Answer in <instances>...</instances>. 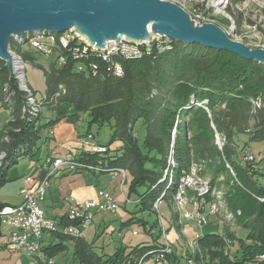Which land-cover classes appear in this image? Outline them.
<instances>
[{"label": "trees", "instance_id": "1", "mask_svg": "<svg viewBox=\"0 0 264 264\" xmlns=\"http://www.w3.org/2000/svg\"><path fill=\"white\" fill-rule=\"evenodd\" d=\"M231 1L226 12L239 22L233 5L246 0ZM60 36H53L56 42ZM76 45L73 41L69 48ZM135 48V54H113L108 60L107 53L89 50L85 56L74 57L66 48L56 49L57 57L48 68L37 65L45 76L46 96L39 103L36 100L33 108L30 93L0 59V108L9 112V121L0 131V158L4 156L0 160V190L22 158L37 161L34 157L43 137L51 135L59 121L76 124L86 114V134H94V126L110 129L109 144L101 145L103 154L110 156L80 152L79 161L125 170L131 179L127 200L137 196L138 212H152L156 203L174 199L182 178L193 166L198 167L195 164L205 162L204 171L200 167L202 178L208 172L213 179L228 176L227 203L230 212L239 213L238 222L246 234L204 233L196 241L197 252L186 253V260L193 258L195 264H264V159L258 164H241L237 143L242 135L249 143H264V64L168 38ZM11 50L25 63L38 59L37 51L24 52L15 40ZM59 55L66 56L64 64H59ZM79 63L84 70L76 69ZM137 131L142 132V139ZM216 136L221 138L222 148ZM116 141L122 145L114 156L109 147ZM171 155L174 166L169 164ZM210 185L212 193L205 202H213L217 191L213 180ZM4 206L0 202V209ZM137 223L150 236H155L154 228L159 229L158 223L135 216L123 224ZM62 224H67L66 217ZM158 235L152 243L119 247L112 255L99 256L83 238L56 234L41 252L47 261L53 260L72 244L73 257L82 264H145L162 255L168 264H179L171 249L159 245L161 228Z\"/></svg>", "mask_w": 264, "mask_h": 264}, {"label": "rangeland", "instance_id": "2", "mask_svg": "<svg viewBox=\"0 0 264 264\" xmlns=\"http://www.w3.org/2000/svg\"><path fill=\"white\" fill-rule=\"evenodd\" d=\"M163 2L174 4L175 6L183 9L190 17L191 22L193 25L197 26H208V25H215L231 39L239 44H242L248 47L251 50H264V0H246L244 2H233L234 11L237 17L239 18V22H235V18L231 17L227 12L226 8L230 4L231 0H161ZM232 2V1H231ZM229 21L230 23H226ZM76 32L75 29L70 30L61 35L59 38V42H56L54 39V35L50 34H38L33 38H38L39 41L43 43H52L55 42V47L64 48V36L69 35L68 33ZM155 33V32H153ZM151 33L150 35H152ZM115 38V37H113ZM164 38V37H163ZM158 34H153L151 41L157 39H163ZM116 39V38H115ZM30 41V38H27L26 41ZM121 40V39H120ZM16 41V40H15ZM20 44H22V40H17ZM114 42L113 44L123 45L126 47L127 52L131 54H135L138 50L135 48L136 46L145 45V43L140 44L138 42L132 41L129 38H123L121 41L116 42L115 40H107V43ZM135 42V43H133ZM137 43V44H136ZM112 46H115L113 45ZM22 49L24 52H36L37 50H32L27 44H22ZM16 54V53H15ZM38 59L35 60V63L30 62H23L24 63V85L30 86L29 88L35 92V97L39 102L46 96V82L45 76L42 70H40L37 65H42L48 68V65L53 59H56L57 53L56 49L49 52L48 54L42 53L41 51L38 52ZM17 55V54H16ZM18 56V55H17ZM76 69L78 71H82L85 69V66L82 63L77 64ZM256 106H260L261 104L257 102L255 103ZM207 109V108H206ZM43 117L46 115L47 110L43 111ZM51 116H53L51 114ZM88 115L83 114L81 120L73 124L76 132L78 133V137L83 135L87 129V117ZM9 112L6 110H0V120L2 122L9 121ZM44 121V120H43ZM60 122H67V120L63 119ZM97 140L102 142L107 146L110 141V134L111 131L109 128H98L94 126L92 128ZM137 135L140 139H142V132L137 131ZM51 135H46L44 138H49ZM52 138V136H51ZM221 142V141H219ZM101 143V144H102ZM217 143V142H216ZM238 143V161L241 164H245L248 162L247 156L250 161L254 164L260 163L262 159H264V143H249L248 137L242 135L237 138ZM41 147V145H40ZM49 157V156H48ZM39 163L45 162L47 158V154H43L41 150L36 157H34ZM254 158V160L252 159ZM34 159V160H35ZM173 156L171 155L169 158V164L171 166L175 165L172 163ZM198 165V174L199 177L200 171L202 167V171H204L206 164L205 162L195 164ZM264 165V163H263ZM28 166V159L26 157L22 158L18 165H16L13 169H11L9 176L13 178L9 184L3 187L0 190L1 197L4 200H9L10 202H18L19 199V191L20 185L22 184L21 178L27 171ZM208 172V170H207ZM81 177L77 181V184H82L83 186H96V188L106 187L107 183L109 184L111 176L110 175H102L96 176L90 171H82ZM99 175V174H98ZM207 177H204L202 180L207 181L210 183V180L214 181L215 190L213 195L220 194L222 196L220 203V211L218 210L217 213L211 214L209 213L208 209L203 211L205 220L207 225H203L199 227L196 223L186 220L185 219V207L180 208L176 197L174 199H170L167 201H160L156 203L154 206V211L152 212H138L136 209V202L134 201L137 196L132 195L131 203L126 204L127 210L133 212L136 218L138 219H145L146 222L149 221L150 223H158L159 229L162 230L161 239L159 245L164 242V237L171 242H173L172 250L173 253L176 255L177 261L179 264H187V262L192 261L195 264L193 258H189L186 260V253L194 254L197 252V239L204 233L209 231H217L219 233L228 231L232 234H235L239 237H244L246 232H243L242 227L239 224V213L235 214L230 212L229 205L227 203L228 199L226 198L225 194L228 192L227 187V180L228 176L225 174L223 176L219 175V178H212L210 177V173L206 174ZM104 177V178H102ZM198 177V176H197ZM131 184V179L127 174L125 176H121V184L116 187L115 194L119 195L121 189H124L125 193H128V189ZM115 186V184H114ZM211 187V185H210ZM98 192L97 197L95 200H88V201H79L77 199H72L68 211L72 209V207L77 203H91V201H96L98 203H103L105 200L102 196H100ZM177 195V194H176ZM217 195V196H218ZM188 200L191 201V193L187 196ZM215 199V198H214ZM218 201V199H217ZM191 205V204H190ZM120 206V205H119ZM125 206V205H122ZM43 210V209H42ZM44 211V210H43ZM93 211V219L90 225L85 229L84 238L87 242L92 244L93 252L99 256L103 255H112L115 251L120 247H128L132 248L135 246H142L148 243H152V239L154 237L159 236V229L154 228L153 234L155 236H150L149 234L145 233L144 227L141 226L139 223L133 224L132 226H126L121 223L120 218L115 213L109 211H97L95 209ZM45 212V211H44ZM68 213V212H67ZM67 215V214H66ZM48 217V216H47ZM134 231L138 232V235H133ZM68 251L62 254H59L55 257L52 261L54 264H82L79 260L74 259L73 257V246L68 244ZM235 248H232L234 252ZM30 255L24 254L20 259V264H36L35 261L39 259H34L36 257H29ZM190 260V261H189ZM264 260V259H261ZM46 264L47 259L46 257L42 258V262L37 264ZM0 264H15L13 259H2ZM84 264V263H83ZM145 264H157L154 261L146 262ZM163 264V263H162ZM164 264H168V262H164Z\"/></svg>", "mask_w": 264, "mask_h": 264}, {"label": "water", "instance_id": "3", "mask_svg": "<svg viewBox=\"0 0 264 264\" xmlns=\"http://www.w3.org/2000/svg\"><path fill=\"white\" fill-rule=\"evenodd\" d=\"M148 21L154 22L157 32L153 34L161 38L199 43L264 64V50H251L232 41L215 25L193 30L173 17L159 0H0V59L15 75L11 43L17 38L75 29L91 47L102 49L108 44L104 45L105 35L107 40L119 42L111 32L135 35ZM153 34L141 43L150 44Z\"/></svg>", "mask_w": 264, "mask_h": 264}, {"label": "built area", "instance_id": "4", "mask_svg": "<svg viewBox=\"0 0 264 264\" xmlns=\"http://www.w3.org/2000/svg\"><path fill=\"white\" fill-rule=\"evenodd\" d=\"M69 35L64 36V49H68L70 54L74 57L85 56L89 50L107 53V60L113 54L127 52L126 47L123 45L113 44L114 42L108 43L105 48L97 49L91 47L88 41L81 36L77 31L69 32ZM76 41V46L69 48L71 42ZM115 45V46H112ZM30 49L37 50L48 54L55 47V42L43 43L42 41H36L27 44ZM137 47V46H136ZM59 64L66 62L65 55H59ZM257 104V102H256ZM54 129H52V138L43 137V143L37 153L41 150L43 154L49 153L50 144L53 140ZM52 139V140H50ZM47 141V142H45ZM79 147L76 150H70L68 153L62 155L61 160L54 164L53 169H39V162L36 161L33 165L32 171L24 177V187L21 189L20 194L23 197L21 204L16 206L6 205L0 209V223L1 226L11 229L9 236V242L7 244L8 250L12 253L26 254L28 256V249H36L38 256L41 253L43 245V239L45 235L52 239L56 234H64L65 236H71L74 238H82L85 234V229L90 225L93 219V209L97 211H109L117 214L120 206L118 201L107 191H100V196L104 198L103 203L91 201V203H79L77 202L70 211H67L66 221L67 224H62V221L55 218L47 217L46 213L42 210L41 204L46 199V191L50 186V179L61 173H77L82 171H90L97 174V170H107V174L123 175L127 173L122 169H113L110 167H101L99 163H83L79 161L80 152L94 153V146L103 145L101 144L95 134L85 133L79 136ZM101 156H110V154H100ZM247 160L250 161L249 156ZM195 176L190 180V183L184 188V192L179 194L180 205H185V219L196 223L199 227L207 225L203 211L208 209L209 213L214 214L213 205L211 201L200 203V193H203L205 189L204 185L200 184ZM34 183L35 187L31 188L30 184ZM191 193V201L188 200L187 196ZM126 203H130L125 199ZM191 204V205H190ZM134 235H138V232H134ZM163 236V235H162ZM163 245H167L172 248L173 242L164 237ZM173 249V248H172ZM171 249V250H172ZM31 257V256H29ZM151 261L157 264H164L167 259H160V256H156ZM190 261V260H189ZM47 264H54L52 260L47 261ZM189 264H191L189 262Z\"/></svg>", "mask_w": 264, "mask_h": 264}, {"label": "crops", "instance_id": "5", "mask_svg": "<svg viewBox=\"0 0 264 264\" xmlns=\"http://www.w3.org/2000/svg\"><path fill=\"white\" fill-rule=\"evenodd\" d=\"M0 110H3V109L0 108ZM6 122H2L0 120V131L3 129ZM53 131H54L53 140L51 141L50 149H49L51 151L47 153V156L51 155V157L56 158V159L58 157L61 158L62 155L68 153L70 150H76L79 147L78 133L76 132L73 124L68 123V122H60L59 124H56V126H54ZM121 145H122L121 142H118V141L113 143L109 147V149L112 152L111 154L116 156L117 155L116 150H118L121 147ZM27 159H28L27 171L21 178L22 184L20 185L21 186L20 191L24 187V177L32 171L33 165H35L34 164L35 161H32L29 158H26V160ZM81 173L82 172L61 173V174L59 173L50 179V182H49L50 186L47 188V191H46V199L41 204V208L45 211L48 217L55 218L57 220L62 221L63 218L67 214V211H68V208H69V205L72 199H77L79 201H88L91 199L95 200L98 192L102 190L107 191L110 194H112L113 197L118 201V204L120 205V209L116 215L118 216V218H120L121 223L128 222L133 216H135L134 211L131 212L127 210V207H126V204L128 205L131 203V201H129L130 203L125 202V199L128 196V193H125L124 189H121V192L119 195L114 193L116 190V187L121 184V175L116 176L113 174L100 173V172H97V174L93 173V174H96V176H100V174L102 175L106 174V175L111 176L109 184L107 183L106 187H102L98 189L96 188V186L84 187L83 182L82 184H77V181L82 175ZM9 179H10L9 180L10 182L13 178L9 176ZM9 182L7 184H9ZM30 187L34 188L35 187L34 183L30 184ZM20 191H19L20 200L18 202H10L9 200H4V198L1 197V195H0V202L4 204L5 206L6 205L16 206V205L21 204L23 201V197L20 194ZM132 201H134V204H135L136 201L133 199ZM122 205H125V206H122ZM10 233H11V229L3 227V226L0 227V246H1L0 247V261L8 257L10 260L13 259V261H15V264H20L19 259L24 254L13 253V252L11 253L7 248ZM82 238L85 240L84 236ZM50 240L52 239H49V236L45 235L43 239V245H48L50 243L49 242ZM44 257L45 255L43 254V252H41L40 255L34 259L35 260L39 259L38 261L42 262V258ZM38 261L36 260L35 263L37 264Z\"/></svg>", "mask_w": 264, "mask_h": 264}, {"label": "bare ground", "instance_id": "6", "mask_svg": "<svg viewBox=\"0 0 264 264\" xmlns=\"http://www.w3.org/2000/svg\"><path fill=\"white\" fill-rule=\"evenodd\" d=\"M159 1H160V3H163V7L166 8L167 10H169V12L171 13V15L173 17H175L176 19L181 21V23H183L185 26H188L189 28H191L193 30L201 29L202 26L193 25L189 15L183 9L175 6L174 4L163 2L161 0H159ZM138 31L139 32H136L135 35L127 34L126 32L118 34L116 30H114L113 32H111L112 34L111 33L110 34L113 35V37H115L116 40H120V39L122 40L123 38H129L130 40L138 42L140 44V42L147 41L149 39V37L151 36L150 35L151 33H153V32L156 33L157 32L156 29H155L154 22H151V21H148V22L144 23L138 29ZM45 33L46 32H44L43 34H45ZM26 36H29V35H25L23 38H17L15 40L19 41L21 39L22 41H24V38ZM32 37H35V36H31L30 35V37H28V38H32ZM105 37H106V35L104 36V45L107 43V39ZM38 38H33L29 43H33V42L39 41ZM12 53L15 56V64H14L15 75L19 78V80L21 82V85H22V89L24 91H26V93L27 92L30 93V95L28 93L27 94L29 95V103H30V105L33 108L35 106V102H37V101H36V99H34L33 93H31V90L29 89V87L24 85V77H26V76H24V71H23V70H25L24 69L25 68L24 67V63H23L24 61L21 59V57L17 56L14 52H12ZM34 109H36V108H34ZM51 136H52V134H51ZM216 137H217V145H219L222 148L223 143H222L221 138L219 136H216ZM219 141H221V142H219ZM104 151L105 150H104V148L101 145L94 146V153L100 155V154H103ZM87 153H89V152H87ZM3 158H4V156H1L0 160H2ZM61 158L58 157L56 159V158L51 157V155L49 157L47 156L45 162L39 163V169H53L54 164H57L61 160ZM249 158H251V157H249ZM252 159L254 160V158H252ZM172 163L174 164L173 160H172ZM198 170L199 169H198L197 166H193L191 168V170H190V173L188 175H186L184 178H182V180L180 182V185L178 187V192L176 193L177 194L176 195L177 196L176 197V201H177V203H178L180 208H184L185 205H180L179 194H181L180 192H184V188H186L188 183H190V180L193 179V176H195L197 179H199L198 181L200 182V184L204 185V187H205V189H203V193H200V203L201 202H205L206 196L212 193V192H210V190H211L210 183L207 182V181H203L202 180L203 178L199 177ZM97 172L101 173L102 170H97ZM217 195L218 194H216V196H214L215 199L212 202L214 213H217L218 210L220 211L219 204L220 203L222 204V201L220 199V198H222V196L220 194L218 196ZM217 199H218V201H217ZM166 248H168V250L171 249L167 245H166ZM28 255L34 257V256L38 255V251H36V249H28ZM161 259H165V256L162 255ZM190 263L193 264L192 261H190ZM187 264H189V262H187Z\"/></svg>", "mask_w": 264, "mask_h": 264}]
</instances>
